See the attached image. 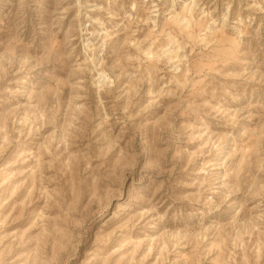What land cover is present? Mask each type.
<instances>
[{
  "label": "rangeland",
  "instance_id": "374dc122",
  "mask_svg": "<svg viewBox=\"0 0 264 264\" xmlns=\"http://www.w3.org/2000/svg\"><path fill=\"white\" fill-rule=\"evenodd\" d=\"M0 264H264V0H0Z\"/></svg>",
  "mask_w": 264,
  "mask_h": 264
}]
</instances>
